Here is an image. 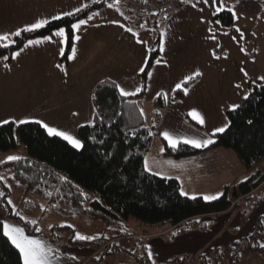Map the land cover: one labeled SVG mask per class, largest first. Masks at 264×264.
<instances>
[{
	"label": "crops",
	"instance_id": "obj_1",
	"mask_svg": "<svg viewBox=\"0 0 264 264\" xmlns=\"http://www.w3.org/2000/svg\"><path fill=\"white\" fill-rule=\"evenodd\" d=\"M42 1L48 6V0ZM85 4L87 8L100 5L82 18L87 20L85 25L73 30L74 36L80 37L73 43L72 48L76 49L74 56L71 51L68 58L63 59L66 39L54 35L55 31L48 35L54 40L60 39L62 44L55 54H38L40 66L46 68L41 70L42 82L52 85L54 80L64 77L63 65L66 71L71 70L72 59L77 57L81 63H86L75 69L83 83L78 89L87 92L92 99L96 85L106 80L114 82L119 91L123 88L136 95L143 87L141 68L145 69L151 53L157 49L159 53L147 74L144 94V112L145 109L148 111V114L145 113L146 122L154 126L155 136L153 146L145 156L146 168L162 177L177 178L181 190L190 197L217 194L220 197L224 192L232 195L240 183L257 171L264 170V158L257 166L248 169L235 152L224 148L209 149L180 159L162 154L164 143L170 146L162 135L164 132L181 140L180 144L184 139L214 140L213 129L229 125L227 113L232 110V105H239L247 96L250 79L264 85V79H260L264 77L263 1L208 0L205 3L204 0H186L165 19H153L150 25H136L134 16L126 8L110 0H51L52 9L45 14H51V19ZM223 11L233 14L231 25L216 19ZM53 39L35 40L41 41L36 43L40 51H48L53 47L50 44ZM197 71L201 75L192 82L188 81L191 83L186 87L187 94L182 99L172 100L174 92L179 90L176 85ZM71 86L78 91L73 84ZM58 95L61 99V90L57 88ZM160 95L167 99L164 108L154 103ZM61 101L64 106L78 107L74 106L73 99ZM193 109L203 116V125L190 116ZM158 112L161 113L159 119L155 118ZM65 114L75 118L85 113L80 109H71ZM91 114L90 109L84 119L85 124ZM22 156H25L24 152ZM197 220L194 228L171 240L165 235L170 228L146 231L137 222L126 221L127 231L131 232L116 239L119 247L102 257L97 247L75 245L61 233L56 238H49L47 234L54 227L41 231L43 235L32 237L44 241L51 249V264H125L138 248H144L155 264H201L204 259H210L216 250L252 236L259 227L264 233V181L248 196L234 198L228 210L217 215H204ZM0 221L3 225L9 223L23 228L2 210ZM25 234L28 235L26 231ZM142 234L152 237L145 242L140 237ZM237 264H264V255L254 253Z\"/></svg>",
	"mask_w": 264,
	"mask_h": 264
},
{
	"label": "trees",
	"instance_id": "obj_2",
	"mask_svg": "<svg viewBox=\"0 0 264 264\" xmlns=\"http://www.w3.org/2000/svg\"><path fill=\"white\" fill-rule=\"evenodd\" d=\"M99 5L71 17L53 20L36 31L22 32L19 37H14L16 42L11 47L0 46V57H11L29 39L65 28L67 47L63 59H67L74 43L71 25ZM216 19L228 26L233 22V14L223 11ZM158 53L157 49L151 53L141 73L143 87L140 93L123 96L112 81H102L96 85L93 96L94 125L91 122L78 128L83 144L81 149H76L60 136L50 135L38 122H10L0 126V154L19 147H24L25 153L17 160L0 164V192L4 193L0 196V210L18 221L28 235L43 233L38 223L25 221L8 203L17 187H24L25 194L42 196L52 206L65 202L77 208L89 202V215L105 223L106 228L114 226V235L110 237L103 233L93 240L71 236L69 241L78 246H95L102 257L119 247L116 239L125 236L128 228L126 221L133 219L146 231L170 228L165 235L171 240L194 228L199 217L228 210L234 198L248 196L264 181V170L257 171L240 183L232 195L224 192L218 199L206 201L203 197L192 199L183 195L177 178L159 176L145 167V156L152 148L155 136L154 126L146 122L144 94L147 74ZM191 82L175 91L172 100L182 99L185 94L182 89ZM246 97L241 100L240 107L228 111L227 129L215 134L214 142L209 147L199 149L182 143L173 148L164 143L162 154L180 159L209 149L224 148L235 152L246 168L257 166L264 158V85L250 79ZM166 102L162 95L154 101L159 108H164ZM160 117L161 113L158 112L155 118ZM66 229L55 226L47 235L56 238L57 232ZM262 244L264 233L259 227L252 236L216 250L210 259H204L201 264H237L251 254L264 255V248L260 247ZM134 255H138L141 264H155L144 248L136 249L131 254ZM0 264H23L21 253L3 233L2 221Z\"/></svg>",
	"mask_w": 264,
	"mask_h": 264
},
{
	"label": "rangeland",
	"instance_id": "obj_3",
	"mask_svg": "<svg viewBox=\"0 0 264 264\" xmlns=\"http://www.w3.org/2000/svg\"><path fill=\"white\" fill-rule=\"evenodd\" d=\"M44 4L42 0H0V34L15 32L17 29L34 23L37 19H49L51 14H45V12L52 9L50 7L51 0H48V6ZM38 38L41 39L42 37L29 40ZM10 39H14V37H10ZM66 41L67 38L64 44ZM50 44L53 47L49 48L48 51H40V47L36 43L28 44L26 42L20 49L14 51L11 57H7V59L0 57V126L6 124L2 123L3 121L16 124H19L17 122L21 120H27L28 122L42 121L50 127L67 132L81 141L78 128L85 124L84 119L90 109L93 115L91 114L87 123L93 122L95 110L92 96L89 97L87 92L78 89V86H82L83 83L82 79L77 77V70L75 69L83 67L86 63L85 61L81 63L76 57V59H72L71 70L66 71V66L63 65L65 72H62V74H64V77L54 80L52 85L47 81L42 82L43 74L41 70H46V68L43 69V66H40L41 60L38 54L40 52H47V54L59 52L62 41L57 38ZM16 52H19L20 55L14 56ZM60 57L62 58V56ZM72 84L78 91L71 86ZM43 85L44 89L42 88ZM57 88L61 90L63 101L73 99L74 106L78 107L62 105L60 95L56 96ZM62 88H65V90L62 91ZM88 100H91L90 105ZM71 109H80L85 114L78 115L75 118L65 114L66 111ZM145 113L148 114L147 109H145ZM23 152L24 147H19L1 153L0 164L10 161L8 159L10 156H21ZM24 198L26 200L23 203ZM9 199L12 201L10 204L12 209L18 212L19 216L25 221L38 223L40 231H49L55 226L67 227L66 230L57 233H61L62 236L68 237V239L71 236L76 237V233L88 237L102 236L103 233L110 237L114 235V226L106 228L105 223L95 220L89 215V202L77 208H73L65 202L52 206L48 200L38 194H25L24 187L14 189ZM131 220L136 222L133 219ZM128 231H126V234L131 232V230Z\"/></svg>",
	"mask_w": 264,
	"mask_h": 264
},
{
	"label": "snow or ice",
	"instance_id": "obj_4",
	"mask_svg": "<svg viewBox=\"0 0 264 264\" xmlns=\"http://www.w3.org/2000/svg\"><path fill=\"white\" fill-rule=\"evenodd\" d=\"M94 2H95V0H94ZM117 2H119V0H117ZM204 2L208 3V0H204ZM87 7H88V5L85 4V5H82L81 8H76L71 12L61 13L57 16L51 17V19H48V18L37 19L34 23H32L30 25H26L21 29H17L15 32L0 34V46L11 47V45L14 44L16 41L14 39H10V37H19L22 34V32L36 31L38 29L46 27L51 22V20H61L64 17H71L74 14L82 11L83 8H87ZM86 23H87V20L82 19V20H79L77 23L72 24L71 28L74 31L79 30L80 27L82 25H85ZM128 31H131V29H128ZM54 35L66 39L67 38L66 37V29L65 28H59L58 30L55 31ZM42 39L51 41L52 37L51 36L42 37ZM73 39L79 40L80 37L79 36H73ZM39 42H41V41L40 40H28L27 41L28 44H35V43H39ZM71 51H72L73 56H74L76 49L72 48ZM19 55H20L19 52L14 53V56H19ZM70 58H72V57H70ZM4 59H7V57H4ZM157 63L159 64L160 61L158 60ZM141 71H144V69L141 68ZM198 75H201V73H199V71L194 72L192 75L186 76L182 83L176 85V88L181 89L183 83H186L188 81L193 80ZM260 79H264V77H260ZM182 90L184 91L185 94H187V92H188L187 88H183ZM120 92H121V95H123V96H129V95L134 94V93L126 92L123 88L120 89ZM245 98H247V97H245ZM238 107H240V105H232L233 110L237 109ZM142 111L143 110H141V112ZM190 116L201 125H203L205 123L203 116L198 111H196L195 109H193L191 111ZM97 118H99V117H97ZM8 122L9 121H3L2 123H8ZM27 122H28L27 120H21V121H18L17 123L24 124ZM101 122H103V121H101ZM38 123H41L42 126L47 130V132L50 135H56V136L62 137L66 141L70 142L76 149L82 148V146H83L82 141L75 138L71 134H69L67 132L59 131L58 129H56L54 127H50L48 124H45L42 121H40ZM93 125H94V122H93ZM227 127H228V125L225 124L224 127H218V128L213 129V135H215L216 133L224 132ZM162 135L169 142L170 146L173 148H176L181 143V140L174 138L168 132H164V133H162ZM182 142L187 143V144H191L193 147H196V148H201V147H206L209 144H212L214 142V140H212V139H205V140L184 139ZM8 159L9 160H17V159H19V157L10 156V157H8ZM145 167H147V161H145ZM157 174H159V173H157ZM181 191H182L183 195H188V193L183 192V190H181ZM3 195H4V193L0 192V196H3ZM219 195L220 194H217L215 196L205 195V196H203V199L206 201H211V200L218 199ZM195 198H196L195 196L192 197V199H195ZM8 203L11 204L12 201L9 199ZM16 214L19 215V213H16ZM3 233H4V235H6L10 239L11 243L22 254L23 264H51V260L49 258V252L51 251V249L46 246L44 241H42L40 239H36L30 235H26L23 228L13 226L12 224H9V223H4ZM75 236L77 239H80V240L95 239V237H88V236L81 235L79 233H76ZM260 247L264 248V244L260 245Z\"/></svg>",
	"mask_w": 264,
	"mask_h": 264
},
{
	"label": "built area",
	"instance_id": "obj_5",
	"mask_svg": "<svg viewBox=\"0 0 264 264\" xmlns=\"http://www.w3.org/2000/svg\"><path fill=\"white\" fill-rule=\"evenodd\" d=\"M123 6L134 16L136 25H150L153 19L163 20L169 16L173 9L183 4L186 0H110ZM264 2V0H261ZM145 241H149L151 235H140ZM125 264H141L138 255L131 257L130 261Z\"/></svg>",
	"mask_w": 264,
	"mask_h": 264
}]
</instances>
